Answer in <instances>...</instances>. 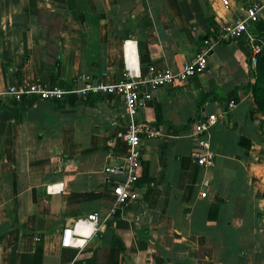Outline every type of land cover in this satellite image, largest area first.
Returning a JSON list of instances; mask_svg holds the SVG:
<instances>
[{
  "label": "crops",
  "instance_id": "0c3cea01",
  "mask_svg": "<svg viewBox=\"0 0 264 264\" xmlns=\"http://www.w3.org/2000/svg\"><path fill=\"white\" fill-rule=\"evenodd\" d=\"M263 1L0 0V264H33L36 244L38 264H264V112H249L240 87L243 37L215 45L204 71L155 89L139 108L136 120L159 130L140 140L139 196L94 234L81 219L103 216L113 199L103 166L124 151L117 104L27 97L14 112L5 95L33 78L66 85L113 81L125 66L176 71L211 26ZM247 30L264 35V7ZM233 90V108L207 132L212 163L199 165L191 123Z\"/></svg>",
  "mask_w": 264,
  "mask_h": 264
},
{
  "label": "built area",
  "instance_id": "2783aa9c",
  "mask_svg": "<svg viewBox=\"0 0 264 264\" xmlns=\"http://www.w3.org/2000/svg\"><path fill=\"white\" fill-rule=\"evenodd\" d=\"M226 5V0H222ZM264 7L262 3H252L245 7L244 14L231 21H220L204 32L201 42L193 55L181 67L172 71L168 68H156L148 65L143 71L132 70L125 66L119 77L113 81L82 78L77 83L46 85L33 78L22 85L11 84L6 87L5 95L13 100L21 101L27 97L40 99H61L66 95L77 98H93L111 100L118 106V119L123 125L121 139L124 151L121 162L116 165L105 164L103 172L107 181H111L110 191L112 202L103 216L92 212L86 214L81 221L90 227L94 234L116 211H119L138 198L136 187L137 169L140 164V140L151 139L159 134V130L146 121L136 120L135 116L144 102L150 98L152 92L159 87H168L183 84L195 74L205 70L207 56L212 48L222 41L243 37L248 53V66L255 65V55L264 51V35L258 37L248 32V24L257 20V12ZM234 102L228 100L225 105L213 113L201 114L191 123V140L193 142L192 156L197 164L210 166L213 153L209 149L207 132L217 122L221 121L226 112L233 108ZM203 193H201V196ZM72 227L68 226L60 233V244L69 246L73 236Z\"/></svg>",
  "mask_w": 264,
  "mask_h": 264
},
{
  "label": "trees",
  "instance_id": "16d2710c",
  "mask_svg": "<svg viewBox=\"0 0 264 264\" xmlns=\"http://www.w3.org/2000/svg\"><path fill=\"white\" fill-rule=\"evenodd\" d=\"M260 37V36H258ZM247 66H248V53H247ZM54 65L56 67L55 72H53V78L55 80L58 79V74H57V69H58V61H54ZM59 84H62L61 82H59ZM242 89H244L245 91H247L249 93V98L251 100V108H249V112L253 109L252 107H254V109L260 111V112H264V51H259L256 55H255V65L253 68H250L248 66V81L245 84H242L240 86ZM65 97V98H64ZM62 99H53L56 102H64L65 99H67L69 104H73V102L76 101L77 97L74 95H66L64 96ZM68 97V98H66ZM10 99V98H9ZM87 99H90L88 97L83 98L82 101L86 102ZM92 99H101L99 97H93ZM228 100H232L233 102H235L237 100V96L235 93V90H233L232 92L229 93V95L227 96L226 102ZM12 101V103H14V108L13 111L16 112L18 107H19V103H16L15 101L17 100H10ZM60 103H58L57 107H60ZM6 108V105L0 100V110H3ZM118 212H116L113 217L117 214ZM112 217V218H113ZM209 253V252H208ZM40 254H41V246L39 244H36L33 248V264H38L39 263V258H40Z\"/></svg>",
  "mask_w": 264,
  "mask_h": 264
}]
</instances>
